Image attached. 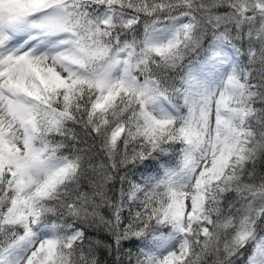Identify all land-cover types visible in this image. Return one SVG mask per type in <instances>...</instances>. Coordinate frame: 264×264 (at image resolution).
<instances>
[{
    "label": "snow or ice",
    "instance_id": "obj_1",
    "mask_svg": "<svg viewBox=\"0 0 264 264\" xmlns=\"http://www.w3.org/2000/svg\"><path fill=\"white\" fill-rule=\"evenodd\" d=\"M0 264H264V0H0Z\"/></svg>",
    "mask_w": 264,
    "mask_h": 264
}]
</instances>
